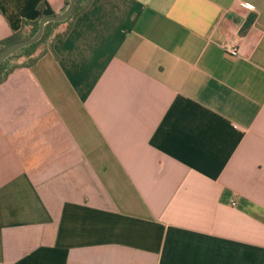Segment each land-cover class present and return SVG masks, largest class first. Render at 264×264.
<instances>
[{"label": "crops", "instance_id": "obj_1", "mask_svg": "<svg viewBox=\"0 0 264 264\" xmlns=\"http://www.w3.org/2000/svg\"><path fill=\"white\" fill-rule=\"evenodd\" d=\"M0 264H264V0H95L10 74Z\"/></svg>", "mask_w": 264, "mask_h": 264}, {"label": "trees", "instance_id": "obj_2", "mask_svg": "<svg viewBox=\"0 0 264 264\" xmlns=\"http://www.w3.org/2000/svg\"><path fill=\"white\" fill-rule=\"evenodd\" d=\"M95 0H77V6L72 16L62 23H50L46 26L42 39L29 47H26L5 61L0 68V85L7 80L10 74L19 68H30L47 53L48 46L55 40H64L71 32L74 20L85 12ZM115 2L116 0H101ZM70 4V0H66L65 8ZM40 11V17L34 22H24L22 30L11 37L0 41V54L9 46L16 42L32 38L39 29V22L43 18ZM59 28H64L62 33H56Z\"/></svg>", "mask_w": 264, "mask_h": 264}, {"label": "water", "instance_id": "obj_3", "mask_svg": "<svg viewBox=\"0 0 264 264\" xmlns=\"http://www.w3.org/2000/svg\"><path fill=\"white\" fill-rule=\"evenodd\" d=\"M76 6H77V0H70L69 6L66 8V10L63 13L59 15L44 16L39 22V29L37 33L32 38L16 42L13 45L6 48L0 54V68L2 67L5 61H7L11 56L16 54L18 51L38 43L42 39L45 32V28L48 24L62 23L67 21L74 13Z\"/></svg>", "mask_w": 264, "mask_h": 264}, {"label": "built area", "instance_id": "obj_4", "mask_svg": "<svg viewBox=\"0 0 264 264\" xmlns=\"http://www.w3.org/2000/svg\"><path fill=\"white\" fill-rule=\"evenodd\" d=\"M245 5L248 7H251L247 4H245ZM251 9H253V7H251ZM223 48L227 54H229L233 57H238L240 55V50H239L238 46L233 42H227Z\"/></svg>", "mask_w": 264, "mask_h": 264}]
</instances>
